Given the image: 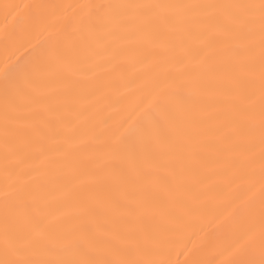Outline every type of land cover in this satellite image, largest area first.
<instances>
[{"label": "snow or ice", "instance_id": "obj_1", "mask_svg": "<svg viewBox=\"0 0 264 264\" xmlns=\"http://www.w3.org/2000/svg\"><path fill=\"white\" fill-rule=\"evenodd\" d=\"M2 7L5 20L20 8ZM25 7L37 20L80 11L77 27L51 52L4 73L6 172L26 156L52 152L74 175L87 164L91 130L80 128L83 113L73 103L46 102L44 75L70 77L78 88L101 72L134 67L138 56L182 71L166 79L145 125L106 146L71 211L23 229L10 228L6 211L0 264H208L195 252L183 262L171 258L185 216L219 180L245 181L251 190L257 171L259 230L234 264H264V0Z\"/></svg>", "mask_w": 264, "mask_h": 264}, {"label": "bare ground", "instance_id": "obj_2", "mask_svg": "<svg viewBox=\"0 0 264 264\" xmlns=\"http://www.w3.org/2000/svg\"><path fill=\"white\" fill-rule=\"evenodd\" d=\"M126 0H0V246L5 227L6 211L11 229H23L43 220L54 221L72 210L78 194L89 187L90 169L106 158V146L126 129L146 124L154 115L160 90L168 77L182 71L178 63L158 66L154 60L136 58L134 67L124 71L101 72L92 83L73 88L71 78L63 80L44 75L40 92L46 102L73 103L83 113L80 128L90 129L89 150L84 153L87 164L77 174L62 154H33L5 170L3 158L2 85L4 73L37 54L49 53L77 25L73 15L79 9L67 8L60 15H46L37 20L27 6L55 4L116 3ZM136 2L190 3L208 0H136ZM19 5L18 15L5 20L3 4ZM64 12V10H61ZM116 134V135H114ZM134 134V133H133ZM249 190L247 182L217 181L213 188L196 203V210L184 218L181 232L176 234L173 261H185L193 252L208 264H234L240 258L239 248L253 227L259 230V174ZM23 191L19 199L16 190ZM5 191L10 194L7 197ZM187 245V248L184 245ZM258 244V240H257Z\"/></svg>", "mask_w": 264, "mask_h": 264}]
</instances>
